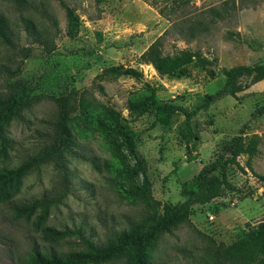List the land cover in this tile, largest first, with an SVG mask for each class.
I'll return each mask as SVG.
<instances>
[{
	"label": "rangeland",
	"instance_id": "rangeland-1",
	"mask_svg": "<svg viewBox=\"0 0 264 264\" xmlns=\"http://www.w3.org/2000/svg\"><path fill=\"white\" fill-rule=\"evenodd\" d=\"M28 2L29 7L20 11L0 0V14L16 35L15 49L0 43V65L12 71L0 74V94L20 79L40 96L5 127L11 143L6 155L0 153V169L15 168L42 151L56 118L55 99L73 92L77 100L83 97L119 113L147 163L151 195L161 204L184 201L182 190L193 191L199 170L215 159L224 140L245 127L243 146L253 151L237 158L239 166L228 168L233 191L195 206L187 224L160 236L150 252L151 264H196L195 259L201 264L207 246L230 245L264 221V194L257 192L264 183V114L251 118L264 103V72L236 74L225 97L200 108L207 96L223 87L224 70L264 67V0H192L187 10L171 16L161 15L160 9H168L172 0ZM65 7L79 18L72 37L67 34ZM211 8L219 15L209 12ZM190 17H198L207 27L192 39L183 23ZM22 19L48 33L51 52L32 42ZM157 41L160 47L155 51L162 54L188 50L211 64L191 68L188 78L160 76L145 58ZM116 67L135 69L141 76L103 73ZM151 91L159 104L195 111L190 137L182 134L186 119L182 112L168 126L156 123L151 112L130 114L128 103L143 100ZM121 142L117 132L86 126L78 136L76 157L65 155L67 179L54 164H40L0 194V264H33L30 255L35 248L45 256L84 254L89 252L87 242L107 246L117 231L143 219L147 208L118 190L131 191L142 180ZM39 200L49 201L48 206L32 210ZM127 262L123 255L86 264Z\"/></svg>",
	"mask_w": 264,
	"mask_h": 264
},
{
	"label": "trees",
	"instance_id": "trees-1",
	"mask_svg": "<svg viewBox=\"0 0 264 264\" xmlns=\"http://www.w3.org/2000/svg\"><path fill=\"white\" fill-rule=\"evenodd\" d=\"M8 1L20 11L29 7L28 0ZM172 1L173 3L170 7H167L168 9H160L161 15H175L177 11L187 10L192 5V0ZM65 10L67 34L72 37L79 25V18L72 9L65 7ZM208 11L211 13L216 12V15H219V12L215 11L214 8L208 9ZM200 14L199 16L201 17L205 13L200 12ZM183 23L186 25L185 34L191 39L202 31L207 30L206 24L198 17H190ZM22 24L26 34L32 39L33 43L44 48L47 53L52 51L51 45L53 42L48 37L47 32L39 31L36 24L30 19H22ZM55 25V22L51 24V26ZM15 38V32L11 29L7 18L0 14V43L15 49ZM157 47H160V41H157L148 49L145 53V58L160 76L177 79L188 78L191 74V68L199 66L202 69H206L211 64L208 59L201 58L188 50H180L174 55H166L162 54L161 50L155 51ZM254 70L264 72V67L255 69L237 67L224 70L226 80L223 87L213 95L207 96L200 108H209L214 102L225 97L236 74ZM11 72L8 66L0 65V74L12 75ZM103 73L105 75H125L132 78L141 76L135 69H124L123 67L106 69ZM210 76H213V74L211 73ZM38 98L40 96L34 94V88L28 82L20 79L9 83L8 90L4 94H0L1 154L6 155V150L11 143L5 135V127L13 119L17 118L22 111L34 105ZM76 100L73 92L55 99L56 118L51 124V133L45 138L46 144L44 148L34 157L23 160L15 168L0 169V194L10 188L13 183L18 182L32 168L40 164H54L59 170H62L65 179H67L68 173L64 165L65 155L76 157V151L79 148L78 136L83 134L86 126H90L120 134L121 143L134 160L138 174L142 175V180L131 191L124 190L122 187H119L118 190L124 198L142 203L147 208V213L141 221L132 223L126 230L117 231L107 246L98 247L87 242L89 252L60 256H45L35 248L30 255L33 264L102 263L123 255L128 257L126 264H151L149 261L150 252L154 248L157 239L163 234L171 233L179 226L187 224L190 217L195 214V206L208 204L212 200L222 197L226 192H232L233 186L228 180V168L230 166H239L237 158L245 154L250 155L253 151L243 146L242 135L245 130V127H243L237 135L224 140L215 159L199 170L193 178L195 189L193 191L182 190V195L186 197L184 201L176 204H161L153 199L151 195L152 183L146 175L147 163L137 150L133 138L122 123L119 113L104 105L93 104L83 97H80L77 102ZM127 109L134 116H141L151 112L155 122L162 126H168L172 117L177 112H182L186 118L182 134L185 138L190 137V120L195 111L188 113L177 105L169 103L159 104L155 99L154 91H151V94L143 100L129 102ZM262 114H264V103L252 112L251 118L254 119ZM195 159V157H190V161ZM93 165L97 167L94 162ZM48 204L49 201L46 200L36 201L32 206V210L36 206L45 208ZM204 251V256L200 259L201 264H259L264 262V221L260 222L255 228L248 229L230 245L212 244L207 246ZM194 263L197 264V259L194 260Z\"/></svg>",
	"mask_w": 264,
	"mask_h": 264
},
{
	"label": "built area",
	"instance_id": "built-area-1",
	"mask_svg": "<svg viewBox=\"0 0 264 264\" xmlns=\"http://www.w3.org/2000/svg\"><path fill=\"white\" fill-rule=\"evenodd\" d=\"M257 192L258 194L260 195H263L264 194V183H261L258 188H257ZM233 204V203H232ZM207 219L209 221H212L214 219L213 215H211L210 213L207 214Z\"/></svg>",
	"mask_w": 264,
	"mask_h": 264
}]
</instances>
